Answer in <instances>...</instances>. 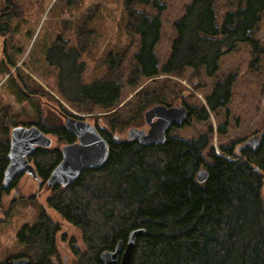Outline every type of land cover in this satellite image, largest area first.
Returning <instances> with one entry per match:
<instances>
[{
    "label": "trees",
    "instance_id": "16d2710c",
    "mask_svg": "<svg viewBox=\"0 0 264 264\" xmlns=\"http://www.w3.org/2000/svg\"><path fill=\"white\" fill-rule=\"evenodd\" d=\"M123 3L128 42L121 50L106 53V69L92 82L84 83L81 77L91 34L85 23L92 13L77 16L75 41L60 34L47 51L48 64L57 68L54 86L60 99L78 112H103L88 116L108 142L109 152L101 167L81 171L65 186L48 187L46 180L62 157L60 145L76 137L63 123L39 115L33 124L59 143L37 146L28 156L48 195L36 220L17 230L23 245L18 256L27 257L29 264H65L57 243L61 224L50 217L49 207L80 231L83 249L62 234L77 264H102L100 253L112 250L118 241L125 243L136 228L144 231L136 238L130 264H264V133L256 145L237 139L219 146V151L210 145L211 127L191 138L171 133V127L162 144L143 145L121 136L150 106L181 100L189 90L172 77L183 78L188 71L191 77L215 80L204 101L183 102L188 113L181 126L206 121L211 113L218 116L231 101L234 85V74L216 76L221 57L247 43L253 54L264 58V45L253 34L263 18L264 0H240L235 9L223 12L220 24L217 0H189L172 22L173 37L161 65L155 47L161 38L160 13L165 4L159 0ZM133 42L135 50L129 55ZM123 78L135 90L128 117L117 107ZM148 79L152 84L142 85ZM191 83L195 89L203 88L195 80ZM36 85L30 91L33 97H54ZM18 86L23 94L29 92L25 82ZM189 93L193 96V91ZM57 109L73 115L61 105ZM5 113L0 115V205L22 175L8 185L3 182L10 130L18 125ZM228 116L226 110L224 123L217 127L220 135L227 131ZM202 168L207 176L200 182L196 173Z\"/></svg>",
    "mask_w": 264,
    "mask_h": 264
},
{
    "label": "rangeland",
    "instance_id": "374dc122",
    "mask_svg": "<svg viewBox=\"0 0 264 264\" xmlns=\"http://www.w3.org/2000/svg\"><path fill=\"white\" fill-rule=\"evenodd\" d=\"M159 1L165 4V9L160 13L161 38L155 47L161 65L168 55L173 37L172 22L182 14L189 0ZM239 1L217 0L218 24L222 20L223 12L235 9ZM140 7L143 9V6ZM145 9L150 13L155 12L151 7ZM88 13L92 14L85 23V28L90 29L91 34L87 53L82 56L85 70L81 77L84 83H90L104 73V58L108 51H119L128 42L124 31L127 15L123 0H0V115L6 112L19 125L36 123L41 117L49 122L62 123L63 118L57 111L58 105H61L74 116H84L85 120L95 125L88 115L103 112H78L62 101L54 86L57 68L49 65L46 60L47 51L58 35L62 34L64 38L75 41L73 29L78 17ZM253 34L264 45V14ZM134 50L135 42L129 55ZM129 55L124 61V72L127 70ZM253 58L256 61H252ZM227 74H234L233 95L219 115L211 113L208 120L174 127L171 133L191 138L205 133L211 127L210 145L219 151L221 145L230 144L237 139L247 140L253 134L264 130V58L261 54H253L249 44L239 43L234 50L221 57L216 76L223 78ZM172 78L193 91V96L185 91L182 99L172 105L204 101L205 94L215 80L214 77H191L190 71L183 78ZM191 80L202 84L203 88L195 89ZM20 81L25 82L28 94L38 84L54 97L51 99L42 95L35 98L24 95L18 86ZM121 84L122 99L117 107L128 117L130 109H133L129 99L135 90L126 85L125 78L121 80ZM145 84L151 85L152 81L145 80L142 85ZM226 110L229 125L226 133L220 135L217 127L224 123ZM135 120V123L126 127L121 136L126 137V131L132 126L147 128L143 113ZM48 135L52 139L51 145L59 143L54 135ZM62 145L63 143L60 146ZM47 195L48 189L40 185L38 179L23 172L17 180L16 188L3 196V203L0 205V264L23 252V245L16 235L17 230L23 223L31 224L36 220L42 207H46ZM47 212L53 220L61 224L57 243L62 260L65 264H77L67 241L62 240V234L67 238H74L76 245L83 249L80 231L65 222L54 209L48 207Z\"/></svg>",
    "mask_w": 264,
    "mask_h": 264
},
{
    "label": "water",
    "instance_id": "95a60500",
    "mask_svg": "<svg viewBox=\"0 0 264 264\" xmlns=\"http://www.w3.org/2000/svg\"><path fill=\"white\" fill-rule=\"evenodd\" d=\"M187 113L188 109L184 104L156 103L143 112L147 128L132 126L126 131V138L135 139L143 145L162 144L167 130L170 127L181 126L186 120ZM62 117L63 125L75 135L76 140L61 146L62 157L46 180L48 187L54 184L65 186L72 183L81 171L101 167L109 152L108 142L95 125L85 119L67 114H62ZM258 140L259 135L253 134L247 142L250 145H256ZM51 141V138L35 124L13 126L10 131L8 163L3 174L4 184H10L22 172L30 173L36 178L34 166L28 156L37 146H50ZM206 176L207 172L203 168L196 173V178L200 182ZM143 231L142 228L133 229L129 232L125 243L118 241L112 250L102 251L99 255L102 264H130L136 238ZM7 264H29V259L25 256L13 257Z\"/></svg>",
    "mask_w": 264,
    "mask_h": 264
},
{
    "label": "flooded vegetation",
    "instance_id": "af4514ba",
    "mask_svg": "<svg viewBox=\"0 0 264 264\" xmlns=\"http://www.w3.org/2000/svg\"><path fill=\"white\" fill-rule=\"evenodd\" d=\"M24 95H30V96H32V97H33V95H31V94H28V93H25V92H24ZM258 133H259V138H260V137H261V134H262V133H264V130H262L261 132H258Z\"/></svg>",
    "mask_w": 264,
    "mask_h": 264
}]
</instances>
